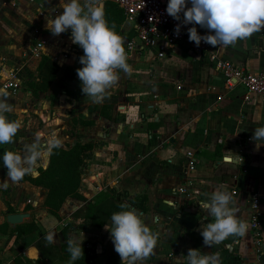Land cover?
Returning <instances> with one entry per match:
<instances>
[{"label":"crops","instance_id":"crops-1","mask_svg":"<svg viewBox=\"0 0 264 264\" xmlns=\"http://www.w3.org/2000/svg\"><path fill=\"white\" fill-rule=\"evenodd\" d=\"M59 4L60 0H11L0 15V82L12 73L19 85L8 97L12 111L17 101L34 98L38 103L40 134L47 138L52 131L58 134L66 128L74 133H64L69 146L76 142L91 144L83 168L87 177L81 179L79 188L85 199L92 200L107 187L120 189L128 199L144 192L145 210L138 214L156 236L157 245L148 259L137 264H176V257L187 256L189 249L202 254L218 253L222 264H264V162H259L264 146L257 150L251 139L255 128L264 126V101L255 94H248L245 99L242 88L225 83L207 54L197 55L186 41H179L162 56L155 55L153 48L130 53L135 60L132 67L151 69L152 77L144 92L152 98L148 100L150 110L143 114L142 103H130L124 97L118 102L107 93L108 102L105 99L100 104L92 103L82 94L78 76L66 77L59 71L72 63L79 66L83 51L74 53L78 45L72 43L71 32L53 36L46 30L47 18L62 14ZM119 33L123 41L130 38L132 23L123 18ZM37 42L41 43L39 48ZM213 51L218 58L257 72L264 68V28L235 45L216 47ZM41 55L50 57L58 71L45 91L32 93L28 82L36 78ZM102 105L112 108L109 118L99 115ZM117 108L120 114L113 118ZM61 119L70 122L56 130L55 121L59 123ZM77 119L92 123L82 125L74 121ZM5 150L8 149H3V154ZM185 152L192 153L191 169ZM218 185L228 187L237 201L236 215L249 227L243 237H230L218 246L208 247L203 243L200 228L212 222V218L199 203ZM40 190L26 181L9 182L7 204L17 212L23 199L33 200V193H41ZM253 191L262 196L256 210L260 220L257 234L250 222L253 211L249 197ZM39 205L32 210L36 224L49 216ZM81 233H86L92 243L89 246L94 252L93 263L109 264L111 249L106 240H112L105 225L84 227ZM23 239L19 237V241ZM31 243L29 238L22 244V262L45 264ZM225 245H231V250ZM9 260L6 264H12Z\"/></svg>","mask_w":264,"mask_h":264},{"label":"clouds","instance_id":"clouds-1","mask_svg":"<svg viewBox=\"0 0 264 264\" xmlns=\"http://www.w3.org/2000/svg\"><path fill=\"white\" fill-rule=\"evenodd\" d=\"M191 4L188 7V4ZM62 14L55 18H47L46 30L53 36L71 30L72 43L83 49L84 55L77 69L81 82L82 94L92 103H103L107 98V89L115 85L119 79L116 70L131 75L133 69L126 62L124 41L116 33L115 25L109 27L103 4L98 0H60ZM167 14L182 25H199L208 30L201 36L196 27L188 29L190 42L197 47L201 41L211 45H235L238 40L250 37L254 32L264 28V0H168ZM181 14L183 20L181 21ZM181 24H177L174 32L180 34ZM10 93L0 87V145L15 143V137L22 128V121L9 120L6 113L12 111L8 103ZM42 134L38 133L33 143L24 145L22 150H5L2 156L3 165L7 169L6 179L2 186L9 187V182L18 184L26 175L35 174V170L50 162L54 150L62 147V141L56 131H52L42 142ZM256 149L264 146V126L256 127L251 138ZM238 157V156H235ZM207 199L200 201L199 206L205 209L212 222L202 224L200 234L205 246H218L230 237H243L248 224L236 215L237 201L233 199L228 187L216 186ZM122 210L111 216L112 226L109 230L115 252L121 261L137 264L148 259L157 245L156 236L149 227L143 224L140 215L127 204L119 205ZM46 244L55 243V233L45 235ZM69 264L84 256L82 243L78 238L69 236L66 241ZM231 250V245H225ZM176 264H222L218 253L202 254L197 249H189L187 256L176 257Z\"/></svg>","mask_w":264,"mask_h":264},{"label":"rangeland","instance_id":"rangeland-1","mask_svg":"<svg viewBox=\"0 0 264 264\" xmlns=\"http://www.w3.org/2000/svg\"><path fill=\"white\" fill-rule=\"evenodd\" d=\"M10 1L11 0H7L6 4H9ZM80 49L82 48H80L79 46L76 47V49L74 50V53H79ZM65 53H68V52H65ZM150 59H152V57H150ZM134 61L135 60L132 58L131 55H127L126 62L133 69L132 74L129 76L125 74L122 70L117 69L116 73L119 79L115 85L107 89V94L110 95L111 97L115 96L118 102H122L123 97H124L125 101L127 102L136 103V104L142 103L143 105H142L141 112L144 114L145 110L151 109V105L149 102L152 100V98L147 97L144 92H147L146 91L147 83L149 82V79L152 77V73H151V69L148 70L145 68L132 67V63H134ZM82 67L83 66L81 64L77 66L76 63H72L71 66H67L65 68L61 67L59 71L62 72L64 76L73 77L74 75L76 78L77 69L82 68ZM24 82L25 81L21 82V86L22 85L24 86ZM108 95H107V98L110 97ZM32 100H24V101L19 100V102L17 101V105L15 106L16 109H13V111H11L10 113H6V116L9 120H17V119L21 120L22 128L18 131L16 137L14 138L15 139L14 144L0 145V185H3L5 179L7 178L6 177L7 169L4 167L3 160H2V156H3L2 150L3 149H8L12 151L22 150L24 145L33 143L36 138V135L42 132L40 130V120L38 119L39 117L38 106H37L38 103H36L34 98H32ZM105 102H108V100L106 99ZM14 110L16 111L14 112ZM69 110H72V108H70ZM105 111L107 113L110 112L112 114V108L110 107L108 109L107 107H105ZM120 111L121 110L119 108L115 109V113H113V118H115L116 115H119ZM61 120L62 122H59V123L55 121L54 128L56 130L61 128L65 124V122L67 121L70 122L69 120H66V119H61ZM60 130L61 132H58V137L61 139L62 145H64L60 148H67L69 146V142L64 136V133H66L69 136H73L74 133L72 130L66 129V128L60 129ZM48 133H50V129L48 130ZM46 139L47 138L45 137V134L44 136L43 135L41 136L42 142ZM263 157L264 156H262V158ZM262 158L260 157L259 159V162L261 163L264 162ZM85 161L86 160H84V164H86ZM46 166L47 164L44 166V168ZM84 167L85 166H83L80 171V181L81 179H84L87 177V173L83 170ZM39 168L42 169L41 167ZM37 174H38V171H35V174L33 175H26L21 182L26 181L27 183L31 184L28 178H34L37 176ZM83 185H84V181L82 182L81 188L84 187ZM35 187H38L39 189H41L40 190L41 193L39 191L37 193H33V196H34L33 200L32 198L27 199V200L23 199L22 204H21L22 206L17 210V213L27 214V217H24L20 223L27 224V223L32 222L34 224L35 229L30 231L27 234L19 235L16 237L14 236L15 233L13 232V229L15 225H18L20 223L12 226L5 221V216L7 214L5 212H6V204L8 203L7 201L8 188L4 189L2 186H0V199L2 200V203L4 205V207L0 209V264L8 263V261H10L9 259H11V263L13 264V258H18L22 256V250H23L22 244H25L26 240H28L29 238H31L32 240V243H31L32 246L38 245L39 250H37L35 246L34 247L39 253L40 259L45 264H65L70 261L69 258H66L64 256V251H62V244L67 241L69 236L76 237L81 242L83 241L82 244H84L85 247L88 248L89 250H92L91 247L89 246V244H92L90 243L91 241L89 239V236L86 233L82 234L81 228L94 227V226L86 225L81 220V218L90 213V208L88 204L89 202H92V200L95 198L97 193L91 198L92 200H87L82 196H81L82 200L66 198L63 201V203L60 205L58 210L56 211L57 217H54L53 215L48 213V209L44 205L46 189L40 186H35ZM79 188H80V184H79ZM79 188H78V193H79ZM111 189L114 191H110ZM104 192L107 195H110L113 193V196L116 200H121L125 202V204H127L130 209L136 210L137 213H138L137 211L138 204L141 203L144 206V200H146V195H144V192L137 193L136 200L132 202L131 204L128 202V200H133V198L128 199L127 194L126 193L124 194L123 191H121L118 188L107 187L104 190ZM41 195H42V199L40 200L39 197ZM37 203H40L39 206L42 209H44L46 213L49 214V216L46 217V219H42L41 222H39L38 224L34 222V215L32 214V210L35 208L33 206H36ZM123 210H126V209H123ZM258 223H260V220L258 221ZM106 224L108 225V227H110L112 225L111 219L106 221L102 226ZM253 229H254L253 230L254 234L255 233L257 234L259 225L258 227L257 226L253 227ZM50 232L55 233V243L46 244L44 237ZM21 236L24 237L22 242L21 240L19 241V237ZM101 239L103 238L101 237ZM97 240L98 242L101 241L100 239H97ZM106 243L107 245H109V248L111 249L109 251V256L111 257L109 264H119L121 262V258L115 252L114 244L111 241H107V240H106ZM111 253L115 255H112ZM93 257H94V252H93Z\"/></svg>","mask_w":264,"mask_h":264},{"label":"trees","instance_id":"trees-1","mask_svg":"<svg viewBox=\"0 0 264 264\" xmlns=\"http://www.w3.org/2000/svg\"><path fill=\"white\" fill-rule=\"evenodd\" d=\"M103 8L105 12V19L111 27L115 25V31L119 33V25L123 19L122 13L111 2H104ZM83 52L80 53V57L83 56ZM58 71V65L47 55H41L36 66V78L28 82V86L32 93L36 91H45L54 79L56 72ZM68 77V76H66ZM105 105L99 108V115L105 118H109V114L105 111ZM82 125H88L91 120H74ZM91 150V144L86 143H74L67 148H58L54 150L53 155L50 157V162L43 169L38 168V174L34 178H28L30 183L35 186H40L46 189V195L44 199V205L48 209V213L57 217V210L66 198H73L82 200L81 195L78 193L80 184V171L84 166V160L88 158ZM114 191V190H110ZM142 195V194H141ZM136 200H128L131 204ZM145 202V200H144ZM125 204L121 200H116L113 193L110 195L105 194L104 191H99L92 202H89L90 213L83 216L81 220L89 226L100 227L106 221L111 219V216L115 212L122 211L119 205ZM145 207L139 203L137 211L143 212ZM16 211L6 204L5 213H15ZM5 227V226H4ZM34 224L20 223L15 225L13 232L15 236L27 234L34 230ZM63 232V230H62ZM39 250L38 245H34ZM84 256L73 262V264H94L92 261L93 252L82 244ZM62 251L64 256L70 259L67 252V243L62 244ZM13 264H24L20 257L13 258Z\"/></svg>","mask_w":264,"mask_h":264},{"label":"built area","instance_id":"built-area-1","mask_svg":"<svg viewBox=\"0 0 264 264\" xmlns=\"http://www.w3.org/2000/svg\"><path fill=\"white\" fill-rule=\"evenodd\" d=\"M26 1L32 2L33 0ZM104 2H111L116 5L121 10L123 18L132 23L133 35L126 39L123 45L126 56L143 48H153L155 55L162 56L170 46L179 41H186L195 54H207L208 60L216 70L221 72L228 86H239L242 88L245 99L248 94H255L264 101V68L257 72H250L233 65L229 61L218 58L216 52L213 51L216 47L203 41L197 47L194 42L189 41V28L196 27L201 36L214 33L203 32L199 25H182L180 21L174 20L166 12L168 0H98L100 4ZM182 20L183 16H181ZM177 24H181L178 36L174 32ZM68 32H71V30ZM40 45V42L36 43L37 48ZM18 86V81L12 73L0 82V87L5 88L10 94H14ZM191 155V152H185L187 166L190 169L194 164V159ZM261 197V194L257 191L251 192L249 197L250 207L253 211L250 222L253 227H258L259 225L256 210Z\"/></svg>","mask_w":264,"mask_h":264},{"label":"water","instance_id":"water-1","mask_svg":"<svg viewBox=\"0 0 264 264\" xmlns=\"http://www.w3.org/2000/svg\"><path fill=\"white\" fill-rule=\"evenodd\" d=\"M6 1L7 0H0V15L3 14V12L6 11L7 9V5L6 4ZM24 217H27V214L26 213H9V214H6L5 216V221L14 226L15 224H18L21 222V220L24 218Z\"/></svg>","mask_w":264,"mask_h":264},{"label":"bare ground","instance_id":"bare-ground-1","mask_svg":"<svg viewBox=\"0 0 264 264\" xmlns=\"http://www.w3.org/2000/svg\"><path fill=\"white\" fill-rule=\"evenodd\" d=\"M226 161H227V158H226Z\"/></svg>","mask_w":264,"mask_h":264}]
</instances>
